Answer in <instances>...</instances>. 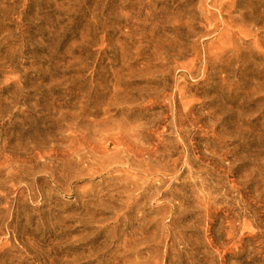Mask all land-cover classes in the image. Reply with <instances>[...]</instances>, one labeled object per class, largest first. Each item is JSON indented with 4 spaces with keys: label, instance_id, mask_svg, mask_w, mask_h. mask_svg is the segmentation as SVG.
<instances>
[{
    "label": "rangeland",
    "instance_id": "obj_1",
    "mask_svg": "<svg viewBox=\"0 0 264 264\" xmlns=\"http://www.w3.org/2000/svg\"><path fill=\"white\" fill-rule=\"evenodd\" d=\"M207 11L218 17L226 12L219 13L213 0H0V264H157L167 249L168 255L181 254L183 262L165 257L163 264H264V0H236L228 14L248 36L236 34L234 51L214 55L220 57L218 65L201 59L187 73L178 64L195 56L194 44L203 54L216 37L207 30ZM180 42L187 49L177 56ZM181 74L189 95L199 99V114L220 107L218 114L228 124L225 132L249 129L252 133L243 139L258 142L253 148L261 152L254 164L245 160L240 166L235 157L216 160L219 165L208 171L212 177L202 167L192 173L191 179L208 178L203 191L188 189V203L180 206L187 212L176 225L191 245L179 238L173 246L159 241L173 221L156 214L166 199L146 203L142 217L133 207L129 218L117 220L125 208L105 195L115 193L116 180L107 181L99 169L92 175L72 177V172L38 181L36 176L46 170L38 172L35 153L22 144L18 154L27 160L24 166L4 164L14 138L26 142L27 130L47 117L46 109L62 124L82 121L90 129L101 120L108 127H146L159 112L171 120L168 94ZM81 108L86 117H66L79 115ZM184 129L211 136L209 128ZM70 130L60 129L65 136ZM223 135L221 152L239 143ZM231 164L237 167L228 169ZM207 192L213 197L207 203L210 212L229 198L238 222L248 226L238 225L236 235L226 241L216 223L212 233H220L218 245L204 252L207 216L202 198ZM213 216L224 221L219 213ZM140 223L145 235L156 234L154 240L124 247L117 237ZM192 251L196 254L188 255Z\"/></svg>",
    "mask_w": 264,
    "mask_h": 264
},
{
    "label": "bare ground",
    "instance_id": "obj_2",
    "mask_svg": "<svg viewBox=\"0 0 264 264\" xmlns=\"http://www.w3.org/2000/svg\"><path fill=\"white\" fill-rule=\"evenodd\" d=\"M229 1L213 0V6L218 9L219 13L226 11L225 15L221 17L210 11L205 12L204 20L207 30L216 32L214 41L204 47L207 52L203 54L198 45L194 44L195 56L186 63L178 64L179 68L185 69L187 73L192 72L194 66L201 59H204L207 64L211 61L218 65L220 57L213 59L214 55L222 56L226 55L227 51H234L232 41L236 34L248 36L244 29L235 25V19L229 16L228 13L235 8L236 0ZM55 11L59 13V8ZM243 18L240 16L239 20H243ZM258 46H260V41L257 40L256 47ZM178 47L179 49L175 54L182 56L187 47L182 42L179 43ZM177 80L168 94L171 104V120H166V115L164 120L162 112H159L158 116L153 118L151 124L146 125V127L138 124L131 126L113 124L108 127L106 121L101 120L95 124L96 127L92 126L90 129L84 126L82 121H76L72 126L62 124L58 122V119L49 116L53 112L46 109L47 117L38 124L31 125V129L27 130L26 137H23L26 142L20 143L14 138L15 143L8 146L12 154L5 156L4 164L14 163L18 167L20 164L24 166L27 160L23 159L22 152L18 154L22 144L29 147H23L24 150L29 149L35 153L34 159L37 158L38 172L43 168L46 170L36 176L38 181L46 180L48 177L59 179L71 175L72 172H75L71 175L72 177L92 175L97 173L99 169L103 172L102 174L108 175L107 181L116 180L113 185L114 191L112 190L115 193H106L105 195L108 198L110 196L117 198L116 202L125 208L122 213L117 214V220L129 218L133 213L131 210L133 207H136L135 212L142 217L146 203L155 198L166 199L168 201H164L157 208L156 214L161 219L171 217L173 221L164 228L165 230L162 229L166 235L163 236L164 238L160 237L159 241L163 239L165 242L171 241L170 245L173 246L179 238L191 245L192 240L180 237L181 230L176 225L180 215L187 212V208H180V206H185L188 203L187 198L184 197L185 192L189 189L194 193L196 188L200 191L204 190L206 179L208 176L212 177V173H208L209 170L213 169L210 167L219 165L216 160H228L235 157V159L241 160L240 166L244 165L245 160L254 164L259 160L261 152L253 148V146L258 145V142L243 139L245 134L252 133L249 129H244L241 126L233 127L232 132L226 133L228 124L218 114L221 111L220 107L207 109L203 114H199L196 108L199 99H194L189 95L191 89L187 86L185 75L181 74ZM177 97L180 105L176 102ZM84 113V108H81L79 115L70 113L66 117H86L87 114L84 115ZM63 116L60 115V118ZM63 126L72 127L66 136L62 135L63 133L60 131ZM185 126L202 130L209 128L211 136L200 135L197 132H186ZM58 132L61 133L60 136H58ZM223 134L233 136V141H239L228 152H221L218 148L225 136ZM197 139L201 141H197ZM28 161L31 162V160ZM198 167H202L207 172L208 176L205 180L191 179L192 173ZM234 167H237V164L229 165L228 169ZM8 177L10 180L16 179L13 175ZM232 185L236 189L235 191L239 193L240 198L243 199L242 188L236 186L234 179ZM107 192H111V189ZM203 197L204 214L206 213L207 216L204 223V232L207 237L204 250L206 252L209 247L218 245L217 239L220 237V233L217 237L212 233L216 223L222 225L220 229L225 231L226 241L233 239L238 225L247 227L248 223L245 221L238 222L240 220L238 219V212L236 213L234 207L227 204L229 198L225 199V205L218 211L210 212L207 203L213 197L209 192L204 193ZM174 198H178L181 203H174ZM213 213L221 214L224 221H217ZM246 213H244L245 216ZM153 225H157L158 228L156 222H153ZM171 228H175L176 231H171ZM155 235V233L150 236L145 235L143 224L140 223L132 229L126 228L122 235L117 237V240L124 247H128L135 241L147 244L154 240ZM188 248L189 246L186 249ZM167 251L168 249L162 256V262L157 264H163L165 257L169 259L168 262L175 259L179 263L183 262L181 254L168 255ZM187 253L188 255L189 253L196 254L194 251Z\"/></svg>",
    "mask_w": 264,
    "mask_h": 264
}]
</instances>
